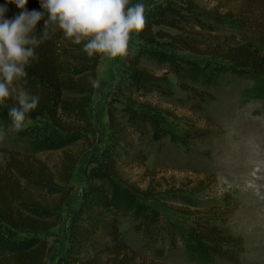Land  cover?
<instances>
[{
    "label": "trees",
    "instance_id": "16d2710c",
    "mask_svg": "<svg viewBox=\"0 0 264 264\" xmlns=\"http://www.w3.org/2000/svg\"><path fill=\"white\" fill-rule=\"evenodd\" d=\"M179 4L202 13L215 24L229 23L243 33V39L235 36H190L176 18L175 9ZM0 5H6L5 17L11 19L22 11L8 0H0ZM26 8L29 12L43 14L36 28V35L40 37L48 13L40 0H28ZM159 27L180 33L173 35L161 29L155 30ZM139 38L143 47L129 53L120 75L131 96L154 92L172 95L163 86L166 77L155 76L142 65L144 56L169 63L172 54L163 48L167 45L189 52L205 73L218 79L233 77L249 82L252 87L248 94L252 92L258 98L264 96V0H240L235 10L225 13H220L217 7L203 9L195 0H163L148 11L146 28ZM35 53L36 59L26 67L27 78L17 87L38 96L39 104L30 113L27 125L17 131V139L60 148L76 136L94 134L91 112L97 88L93 87L92 81L98 80L97 67L101 56L90 58L83 51V44H74L59 28L50 31V38L40 43ZM181 88L203 100L206 98V94L185 82ZM16 104L15 97L0 104V126L8 131L14 128L9 109ZM147 108L151 110L153 120L166 124L168 116H163L161 110ZM108 117L107 145L94 161L107 179L112 180V185L100 184L94 171L87 176L81 199L71 213L68 253L80 254L84 244L93 243L104 231L110 242L84 264H158L140 260L121 237L117 213L136 211L140 200H157L161 192L155 186L154 178L142 189L121 174L115 153L125 141L126 125L113 106L109 107ZM186 125L180 136L172 135L183 145L215 136L211 129H199L193 123ZM0 154L6 158L0 162V264H47L50 248L42 235L63 222L64 205L73 191L71 183L81 155L65 150L59 165L53 169L40 158L14 150L2 148ZM210 180L209 177L187 187H191L194 196H200L209 192ZM40 190L56 194L58 198L52 204L44 203L37 193ZM193 207L181 209V216L187 219V224L178 232L186 254L197 264H211L216 258L238 261L244 247L242 238L234 236L227 226L234 211L229 210L230 204L203 206L194 203Z\"/></svg>",
    "mask_w": 264,
    "mask_h": 264
},
{
    "label": "rangeland",
    "instance_id": "374dc122",
    "mask_svg": "<svg viewBox=\"0 0 264 264\" xmlns=\"http://www.w3.org/2000/svg\"><path fill=\"white\" fill-rule=\"evenodd\" d=\"M195 1L203 9L217 7L220 13L235 10L240 2ZM140 2L145 4L148 13L154 4L163 0H135L133 4ZM186 8L179 4L175 15L190 36L243 39V33L229 23L215 24L202 13ZM158 29L173 35L180 33L168 27L155 28ZM143 45L139 35H133L130 52L134 53ZM163 48L172 54L169 63L144 56L142 65L155 76H165L163 86L172 95L154 92L131 96L127 85L120 80L125 58L113 60L101 56L97 67L100 87L95 91L91 112L94 134L86 137L81 134L60 148H50L19 140L17 129L8 131L0 126L6 133L5 139L0 141V149L40 158L53 169L59 165L65 150L81 155L71 183L73 191L64 205L63 222L42 235L50 248L47 264H84L110 242L107 233L102 231L93 243L82 246L80 254L68 253L71 213L81 199L87 176L94 171L100 184L112 185V180L107 179L94 161L107 145L110 106L116 108L126 125L125 141L115 153L121 174L142 189L154 178L161 192L157 200H140L136 211L117 213L125 245L142 261L197 264L186 254L179 237L178 230L187 224L181 209L194 208V203L223 206L228 202L229 210L234 211L227 226L234 236L242 238L244 251L236 262L216 258L211 264H264V96L248 94L252 87L249 82L233 77L218 79L205 73L187 51L170 45ZM183 82L206 94V98L203 100L183 90ZM147 107L168 116L166 124L153 120ZM70 117L72 119L73 115ZM186 123H193L199 129H211L215 136L183 145L172 135L180 136ZM209 177V192L194 196L187 185ZM37 193L44 203L52 204L58 198L43 190Z\"/></svg>",
    "mask_w": 264,
    "mask_h": 264
},
{
    "label": "clouds",
    "instance_id": "9594fccd",
    "mask_svg": "<svg viewBox=\"0 0 264 264\" xmlns=\"http://www.w3.org/2000/svg\"><path fill=\"white\" fill-rule=\"evenodd\" d=\"M20 8L14 19H7L6 5H0V104L15 97L17 104L9 109L13 127L22 130L30 113L37 109L39 97L17 84L26 79V67L36 59L35 48L50 38V31H63L74 44H83V51L91 58L96 55L113 60L126 58L133 35L146 28L147 9L144 3L132 0H40L48 13L42 35H36L37 24L43 14L29 12L28 0H8ZM99 88L100 81H92ZM6 133L0 129V141ZM0 154V162L5 161Z\"/></svg>",
    "mask_w": 264,
    "mask_h": 264
}]
</instances>
